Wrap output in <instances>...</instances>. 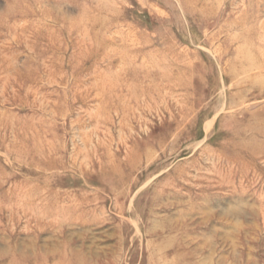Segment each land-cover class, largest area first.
<instances>
[{"label": "rangeland", "instance_id": "obj_1", "mask_svg": "<svg viewBox=\"0 0 264 264\" xmlns=\"http://www.w3.org/2000/svg\"><path fill=\"white\" fill-rule=\"evenodd\" d=\"M0 264H264V0H0Z\"/></svg>", "mask_w": 264, "mask_h": 264}]
</instances>
